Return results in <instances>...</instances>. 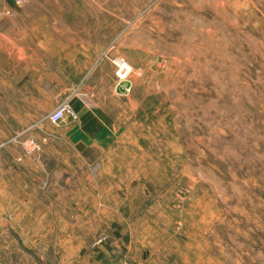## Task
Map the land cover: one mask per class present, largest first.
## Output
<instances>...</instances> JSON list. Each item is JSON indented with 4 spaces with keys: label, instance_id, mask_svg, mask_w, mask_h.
<instances>
[{
    "label": "rangeland",
    "instance_id": "374dc122",
    "mask_svg": "<svg viewBox=\"0 0 264 264\" xmlns=\"http://www.w3.org/2000/svg\"><path fill=\"white\" fill-rule=\"evenodd\" d=\"M0 10V264H264V0Z\"/></svg>",
    "mask_w": 264,
    "mask_h": 264
},
{
    "label": "crops",
    "instance_id": "0c3cea01",
    "mask_svg": "<svg viewBox=\"0 0 264 264\" xmlns=\"http://www.w3.org/2000/svg\"><path fill=\"white\" fill-rule=\"evenodd\" d=\"M56 23L57 22H53V21L50 22L49 18H47V20L45 22H42V25H45L47 27V35H48V37H50V35H52L54 37V34L50 33L49 30H53L54 27H52V26H54ZM49 39H47L46 41H49ZM64 58L67 61H73L74 60L73 57L69 58L67 56V57H64ZM91 66H93V65H91ZM49 67L50 66H48L47 68H49ZM86 70H88V72L86 74H80V72H79V73H76L77 75L76 74L75 75L68 74L65 77L63 76L62 79L58 78L59 82L57 84H54L53 87L54 88L57 87V92L58 93H64L71 86H75L76 90H82L83 93H88V92L89 93H96L97 87L93 83L94 80L90 81V79H87V77L90 75L89 71H91V67H89ZM112 76H113V73L111 71L110 79H112ZM112 91L116 95H119V92L117 91V89H115V86L113 87ZM73 109L76 111V113L78 115V121H77L78 122V126H82V127H84V128L89 130L90 126H89L88 123H95L94 121H91V118H90L91 116L89 117V115H88L91 112V110H89V108H87V106L84 103L80 102V101L79 102L76 101L74 103ZM75 200L76 199L73 198L72 202L75 201ZM63 205L64 204H62L61 206H63ZM88 205H89V207H91V204H88ZM60 218H62V217H60ZM41 264H45V263L42 262ZM63 264H65V263H63Z\"/></svg>",
    "mask_w": 264,
    "mask_h": 264
},
{
    "label": "built area",
    "instance_id": "2783aa9c",
    "mask_svg": "<svg viewBox=\"0 0 264 264\" xmlns=\"http://www.w3.org/2000/svg\"><path fill=\"white\" fill-rule=\"evenodd\" d=\"M24 0H16V3L19 5L23 3ZM9 11H1L0 10V18L4 15H8ZM130 73V68L124 61L117 60L116 63V69H115V78L117 79L119 85L117 84V90H120L122 85V91L120 90V93H123L124 95L129 93V86L125 87L123 84L127 81V76ZM65 117H71L75 118V115L73 111L65 104L59 105L56 107L49 115L48 120L51 123H59L63 121ZM101 240L98 241L100 243Z\"/></svg>",
    "mask_w": 264,
    "mask_h": 264
},
{
    "label": "bare ground",
    "instance_id": "6f19581e",
    "mask_svg": "<svg viewBox=\"0 0 264 264\" xmlns=\"http://www.w3.org/2000/svg\"><path fill=\"white\" fill-rule=\"evenodd\" d=\"M129 85H130V83H129Z\"/></svg>",
    "mask_w": 264,
    "mask_h": 264
}]
</instances>
